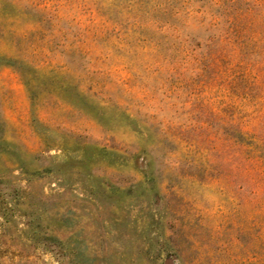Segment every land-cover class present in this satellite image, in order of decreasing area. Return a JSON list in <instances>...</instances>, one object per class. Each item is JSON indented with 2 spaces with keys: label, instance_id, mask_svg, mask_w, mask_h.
<instances>
[{
  "label": "rangeland",
  "instance_id": "rangeland-1",
  "mask_svg": "<svg viewBox=\"0 0 264 264\" xmlns=\"http://www.w3.org/2000/svg\"><path fill=\"white\" fill-rule=\"evenodd\" d=\"M0 264H264V0H0Z\"/></svg>",
  "mask_w": 264,
  "mask_h": 264
}]
</instances>
